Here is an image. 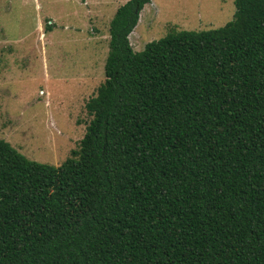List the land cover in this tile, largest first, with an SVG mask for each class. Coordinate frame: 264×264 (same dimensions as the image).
<instances>
[{"label": "trees", "instance_id": "trees-1", "mask_svg": "<svg viewBox=\"0 0 264 264\" xmlns=\"http://www.w3.org/2000/svg\"><path fill=\"white\" fill-rule=\"evenodd\" d=\"M150 2L111 19L69 157L0 138V264H264V0L136 52Z\"/></svg>", "mask_w": 264, "mask_h": 264}, {"label": "rangeland", "instance_id": "rangeland-1", "mask_svg": "<svg viewBox=\"0 0 264 264\" xmlns=\"http://www.w3.org/2000/svg\"><path fill=\"white\" fill-rule=\"evenodd\" d=\"M128 0H0V138L26 158L60 165L103 83L109 23ZM234 0H151L129 36L139 52L167 33L222 27Z\"/></svg>", "mask_w": 264, "mask_h": 264}]
</instances>
